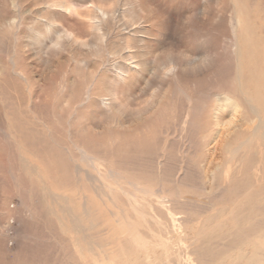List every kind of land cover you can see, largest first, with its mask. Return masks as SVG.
Here are the masks:
<instances>
[{
    "label": "rangeland",
    "instance_id": "374dc122",
    "mask_svg": "<svg viewBox=\"0 0 264 264\" xmlns=\"http://www.w3.org/2000/svg\"><path fill=\"white\" fill-rule=\"evenodd\" d=\"M64 1L0 0V264H264V0L150 2L154 18L140 30L155 32L156 20L160 38L173 41L131 42L153 77L133 100L146 116L132 128L124 108L87 103L94 84V100L109 98L112 74L93 72L126 51L127 35L106 43L83 21L93 46L56 45ZM126 1L95 0L120 13ZM70 2L72 20L91 4ZM237 14L250 67L242 91ZM212 45L205 72L151 96L167 53L202 61ZM226 94L243 125L222 140L214 108Z\"/></svg>",
    "mask_w": 264,
    "mask_h": 264
},
{
    "label": "bare ground",
    "instance_id": "6f19581e",
    "mask_svg": "<svg viewBox=\"0 0 264 264\" xmlns=\"http://www.w3.org/2000/svg\"><path fill=\"white\" fill-rule=\"evenodd\" d=\"M91 4L88 5L87 9L76 10L77 14L80 17V20H72L70 16H68V12L71 8L70 0H65L62 2L59 8V13H64L63 20L60 21L59 31L61 36L59 37V41L56 45H59L62 42H67L70 44L78 45L80 47L85 46H93L95 38L89 39L84 33L85 22L86 21L89 28L91 29L90 32L96 31L101 38H103V42H108L109 36L114 32L116 36H120L122 34L127 35V40L125 49L126 51L123 52L122 48L120 50H114L113 53H108V60L103 62L102 68L98 71H94V73H98L97 76L101 77V72L105 70L110 75L112 74V87L106 88L107 95L109 98H104L97 102L91 97V90L93 89L94 85H90L87 91V103H91L93 106H102L105 108L111 107L115 104L117 108H124L127 112V116L130 117L129 127H134L135 119L143 120L146 116V111L142 108L137 107L136 104L133 103L135 97L139 96V94L146 93L145 91L150 87L147 85H151L152 78L150 79L146 74L149 68V62L146 60L147 63L144 62L143 58L147 56L146 53L139 55L136 52L132 51L133 47H131V42L138 41V42H145V40H153V47L162 48L168 40H173L167 37L163 40L160 38L159 35V23L156 20L152 21V26L155 29V32L151 33L148 32L147 35H144L143 31L140 28L146 22L148 23L150 20L154 18V11L152 6L149 5L150 2L153 0H138V6L135 5L132 1H126L123 5L124 8L120 13V8L118 5L113 4L110 7H105L102 4L96 5L95 0H90ZM154 3V2H153ZM55 5L47 4L46 8L48 10H53ZM128 10L130 12L129 18L124 15V12ZM142 12H146L145 16H141ZM120 13V14H119ZM163 13V11H162ZM62 19V16H61ZM71 20V21H70ZM237 24H231L233 31L235 32V39L238 48V61L239 66L237 70V77L239 79L240 84L238 87L235 88V91H242L243 90V83L246 78L250 75L248 66L245 65V55L243 53L242 44L239 40V29L241 27V19L239 18V14L236 16ZM17 23V22H15ZM111 24V28L109 31H105V25ZM53 23L46 20V26L52 28ZM167 26V25H166ZM166 28V27H165ZM166 30V29H165ZM89 31V29H88ZM124 32V33H123ZM93 34V33H92ZM164 34H166L164 32ZM210 40V39H209ZM211 42V40H210ZM152 47V48H153ZM117 55V57L121 58L123 61V66L119 64L120 62H116L114 59L111 60V56ZM116 59V58H115ZM149 59V57H147ZM167 62L168 65L161 66L163 79H161V85L154 91H152L151 96L154 93L161 91L162 84L171 81L177 80V82L186 81L189 82L191 77L195 72L203 73L206 71V67L213 65L215 62V54L213 51V45L208 47L207 49L203 50V59L200 60H192L188 62H183L178 60L172 52L167 53ZM159 70V69H158ZM157 72V71H156ZM155 72V73H156ZM103 73V72H102ZM149 73V72H148ZM157 74V73H156ZM95 75V74H94ZM93 78H96L97 76ZM154 75V74H153ZM91 76V75H90ZM152 76V75H151ZM110 77H108L109 79ZM161 78V77H160ZM107 79V76L104 74L103 78L100 79L102 82ZM181 80V81H180ZM142 83H145V86H142ZM142 86V87H141ZM181 91L183 89L180 88ZM187 90V89H185ZM185 94V93H183ZM188 94V93H187ZM208 92L206 90H202L199 93L198 99H202L206 97ZM186 95V94H185ZM192 100V95H189ZM93 100V102H92ZM136 101V100H135ZM253 109L256 112L261 110V106L256 103L253 104ZM241 105L237 101L236 97L232 95H217V101L214 108V119L217 125L222 126L221 137L222 140H227L230 134L242 127V118H241ZM229 115L228 120H226L227 116ZM186 119H183V123L186 122ZM182 122L180 125L182 126ZM171 135V134H170ZM221 163L219 161L218 169L221 170ZM207 175H216V170H207ZM144 190H142L143 192Z\"/></svg>",
    "mask_w": 264,
    "mask_h": 264
}]
</instances>
